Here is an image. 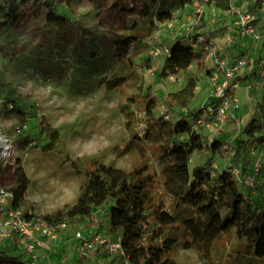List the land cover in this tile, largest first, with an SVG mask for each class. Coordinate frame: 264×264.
Returning <instances> with one entry per match:
<instances>
[{"label": "rangeland", "instance_id": "rangeland-1", "mask_svg": "<svg viewBox=\"0 0 264 264\" xmlns=\"http://www.w3.org/2000/svg\"><path fill=\"white\" fill-rule=\"evenodd\" d=\"M254 1L242 0L237 5L250 11ZM111 2H60L58 11L71 21L63 29L45 25L44 13L39 8L36 16L22 17L21 24H10L0 31V131L14 149L1 167L0 189L12 187L14 159L19 158L28 187L17 208L22 214L42 216L75 202L85 177L74 172L72 162L82 171L92 160L126 171L145 166L142 176L149 183L147 200L162 203L178 226L179 240L170 254L175 264H264V257L257 259L247 252L245 241L236 237L234 229L222 232L208 245L191 240L184 220L196 218L195 209L184 206L176 211L175 201L163 188L162 157L173 139L164 122L173 123L193 115L212 88L208 82L209 65L204 60L194 61L187 73L160 75L165 56L151 58L150 44L169 47L177 36L175 32H184L191 25L197 26L200 33L224 30L231 26L229 19L216 5L208 3L196 23L191 22L193 8L184 11L175 21L174 34L167 24L141 20L133 31H111L105 27ZM133 32L138 40L130 47L133 60L129 63L116 55L114 41ZM248 42L242 43V47L234 43L233 51L228 48V54L236 53L246 59L245 67L233 77L239 87L230 92L237 97L239 109L221 128H200L209 143H222V154L208 149L196 152L188 167L190 173L212 163L216 170L234 167L248 179L242 185L243 192L259 207L264 201V144L248 139L242 129L251 116L262 119L264 76L259 73L252 80L249 76L264 69V54L259 56L264 40L257 41L260 43L256 54L252 51L255 43ZM189 76L195 78L194 96L189 104L173 111L164 107L161 111L159 106L167 93H181ZM115 77H123L122 83L109 89L106 82ZM148 88L156 99L152 115L145 110ZM47 128L55 132L53 138L47 134ZM130 142L135 144L133 150L125 153ZM220 214L225 217L226 211L222 209ZM156 226L151 219L144 240ZM102 229L108 230L106 207L94 209L90 221L66 223L58 231V239L39 252L40 264H48L46 258L56 264H124L119 255L108 261L106 251L82 255L77 250L75 231L90 234ZM117 236L111 235L112 239ZM14 238L18 240L17 236ZM9 241L2 239L0 244Z\"/></svg>", "mask_w": 264, "mask_h": 264}, {"label": "trees", "instance_id": "trees-1", "mask_svg": "<svg viewBox=\"0 0 264 264\" xmlns=\"http://www.w3.org/2000/svg\"><path fill=\"white\" fill-rule=\"evenodd\" d=\"M64 0H0V31L8 25L21 24L22 17L36 16L41 8L44 24L63 29L70 19L58 11V5ZM187 0H112L105 27L111 31H133L138 21L161 23L170 20L171 12L182 7ZM208 3L223 5L225 0H209ZM262 0H255L250 5V12L255 13V7L261 6ZM28 11V12H27ZM198 27H193L194 35ZM219 31L202 33L205 36H215ZM138 37L133 32L114 41L116 55L127 62H132L130 47L137 42ZM169 55L165 57L160 68V75L169 73H187L194 61L204 60L199 50L193 49L184 35H178L169 43ZM123 77H115L106 82L109 89L122 83ZM234 81L232 78L231 82ZM195 78L189 76L182 92H168L162 100L167 111L175 107H185L194 96ZM145 110L152 115L156 107V99L150 88L145 93ZM195 116H183L173 123L164 122L167 130L173 136L166 146L162 157L164 163L161 174L164 191L174 201V209L181 210L191 206L196 211V218L184 220V229L191 240L209 244L222 232L235 230L239 240H244L247 252L253 257H264V201L256 207L242 190L238 182L227 168L216 170L211 175L208 168L197 167L190 173L191 156L202 150L222 154V143L216 140L208 142L200 132L190 130V122ZM50 138L55 132L46 129ZM248 139L264 144V120L251 116L242 129ZM149 132L145 134V138ZM137 138V137H136ZM132 142L125 147V153L133 150ZM13 205L19 206L28 187V178L19 158L14 159ZM74 172L84 175L79 192L73 204L54 213L42 215L51 223L65 222L76 225L86 219L90 221L93 211L106 207L108 230L118 234L130 264H175L170 254L178 242V226L175 217L168 212L162 203L149 202L146 196L147 178L142 174L145 166L123 170L112 164L92 160L82 171L77 163L72 162ZM2 168L0 167V176ZM225 210L222 217L220 210ZM27 214V213H25ZM157 226L151 230L147 240L143 239L150 226V220ZM18 240L14 236L6 245L0 244V264H27L22 252H18Z\"/></svg>", "mask_w": 264, "mask_h": 264}, {"label": "built area", "instance_id": "built-area-1", "mask_svg": "<svg viewBox=\"0 0 264 264\" xmlns=\"http://www.w3.org/2000/svg\"><path fill=\"white\" fill-rule=\"evenodd\" d=\"M44 2V0H39ZM264 2V0H262ZM209 0H187L182 7L175 8L171 12L170 20L158 24H167L170 31L174 34V26L177 18L189 8H193L194 18L192 23H196L201 17L204 7ZM217 8L229 19L231 26L217 33L215 36H205L198 32L194 35V25L184 28V32H175L184 35L190 46L199 50L204 56V61L208 63V82L212 88L205 101L195 111V116L190 122V130L197 133L200 128H221L230 117L239 109L237 97L232 95L231 90L239 87L237 81L231 82L232 78L245 67L246 59L243 55L228 54V48L234 43H245L250 40L257 42L264 40V34L258 29L256 18L250 11L242 9L234 3V0H225L223 5ZM184 24H180L183 27ZM150 57L158 55H169V47L164 44H150ZM153 71V68H151ZM161 111L164 105L159 106ZM261 120H264V109L260 110ZM167 118V116H165ZM13 145L0 131V167L4 166L13 154ZM191 160V159H190ZM227 172L230 173L238 182L247 184L248 179L240 176L238 171L228 165ZM208 170L211 175H215L216 165L210 164ZM65 222L51 223L42 216L34 215L31 212L22 214L13 205V194L10 189H0V240L10 239L13 236L18 238V247L25 254L27 264H40L39 252L47 247L52 241L58 239V231L65 227ZM109 230L102 229L98 232L83 234L75 231L73 238L79 242L77 250L82 255L102 250L108 253V261L115 255H119L124 264H130L128 255L121 244L119 235L112 239ZM115 235V234H114ZM45 260V259H43ZM48 264H56L46 258Z\"/></svg>", "mask_w": 264, "mask_h": 264}, {"label": "crops", "instance_id": "crops-1", "mask_svg": "<svg viewBox=\"0 0 264 264\" xmlns=\"http://www.w3.org/2000/svg\"><path fill=\"white\" fill-rule=\"evenodd\" d=\"M240 1H242V0H234V3L238 4ZM254 15H255V18H256V24H257L258 29L264 34V2L263 1L261 3V6L255 7ZM248 41H250V40L245 41V43H249ZM254 43L255 44L253 45V50L252 51H253L254 54H256L258 52V49H259L258 45H259L260 42H254ZM244 44L240 43L239 47H242ZM232 47L230 49L231 51H233ZM239 47H238L237 51L239 50ZM263 54H264V48L262 49V51H260V55L259 56H262ZM263 64H264V59H263ZM259 73L264 76V69L257 71V73H250V76L248 75L249 79L250 80L254 79L255 77L258 76ZM263 81H264V78H263ZM246 87L249 88V86H246Z\"/></svg>", "mask_w": 264, "mask_h": 264}]
</instances>
